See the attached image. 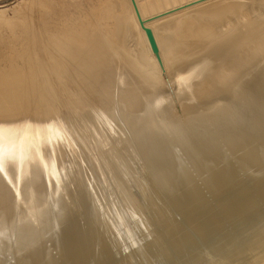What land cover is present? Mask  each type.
<instances>
[{
	"label": "bare ground",
	"instance_id": "obj_1",
	"mask_svg": "<svg viewBox=\"0 0 264 264\" xmlns=\"http://www.w3.org/2000/svg\"><path fill=\"white\" fill-rule=\"evenodd\" d=\"M135 1L5 18L0 264H264V0Z\"/></svg>",
	"mask_w": 264,
	"mask_h": 264
},
{
	"label": "rangeland",
	"instance_id": "obj_2",
	"mask_svg": "<svg viewBox=\"0 0 264 264\" xmlns=\"http://www.w3.org/2000/svg\"><path fill=\"white\" fill-rule=\"evenodd\" d=\"M25 1L28 3H26ZM46 1H49V3H35L34 0H29V1L28 0H0V11H1L0 12L1 13L0 14V40H1L0 41V44H1L0 51L1 52H7V49L8 51L10 50V48L7 46H9L10 41L13 40L12 38L13 33H14L13 31H15V33L21 32V30L18 29L19 27H16L15 25H14L15 27H11L10 25H8L6 21L8 17L15 19L14 17L16 18L18 17L17 14H21L23 13V11L25 10L28 11L30 9H32V12L36 11V13H39V12L43 13L42 11H45L46 10L45 8L48 9V6L51 5V7L52 6L54 7V9H53V12H49L48 13L49 15H46L48 19L53 20V18H55L56 21H59V22H62L63 20H69V21L76 20L77 21V20H81V18L84 19L87 13H93L94 4H98V5L100 4V3H95V2H99V0H46ZM46 11L44 13H47ZM25 15L26 14H23V16ZM10 37L11 39L9 40ZM3 41H5V43ZM1 46H3V49H1L2 48Z\"/></svg>",
	"mask_w": 264,
	"mask_h": 264
},
{
	"label": "water",
	"instance_id": "obj_3",
	"mask_svg": "<svg viewBox=\"0 0 264 264\" xmlns=\"http://www.w3.org/2000/svg\"><path fill=\"white\" fill-rule=\"evenodd\" d=\"M131 1H132L133 6H134V9L136 11V14L138 16L140 25L142 26V28L146 32V35H147L148 40L150 42L151 48L156 53L157 57L159 58V47H158L154 32H153L152 28L146 26V22L144 21V19L142 18L141 14H140V11L137 7L136 1L135 0H131Z\"/></svg>",
	"mask_w": 264,
	"mask_h": 264
},
{
	"label": "snow or ice",
	"instance_id": "obj_4",
	"mask_svg": "<svg viewBox=\"0 0 264 264\" xmlns=\"http://www.w3.org/2000/svg\"><path fill=\"white\" fill-rule=\"evenodd\" d=\"M3 153V146L0 144V156H2ZM0 168H2V164H0Z\"/></svg>",
	"mask_w": 264,
	"mask_h": 264
}]
</instances>
